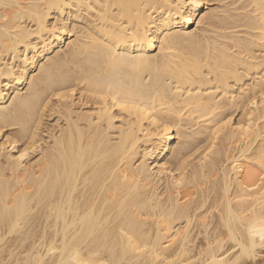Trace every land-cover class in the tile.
<instances>
[{"label":"bare ground","instance_id":"obj_1","mask_svg":"<svg viewBox=\"0 0 264 264\" xmlns=\"http://www.w3.org/2000/svg\"><path fill=\"white\" fill-rule=\"evenodd\" d=\"M0 264H264V0H0Z\"/></svg>","mask_w":264,"mask_h":264}]
</instances>
